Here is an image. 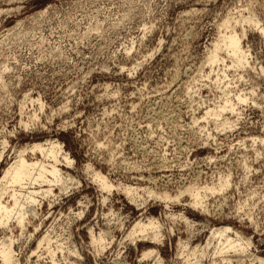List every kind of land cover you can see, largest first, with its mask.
I'll list each match as a JSON object with an SVG mask.
<instances>
[{
    "label": "rangeland",
    "instance_id": "1",
    "mask_svg": "<svg viewBox=\"0 0 264 264\" xmlns=\"http://www.w3.org/2000/svg\"><path fill=\"white\" fill-rule=\"evenodd\" d=\"M247 9L264 27V0H0V150L7 141L0 174L15 150L48 138L74 159V168H62L81 182L66 194L55 190L58 198L40 199L35 237L47 228L60 242L69 237L80 254L71 259L80 264H155L141 259L147 247L159 250L162 264H179V240L203 242L207 234L196 236L200 227L165 217L182 212L197 222L233 226L251 238L249 252L264 258V141L252 140L264 139V77L249 68L227 70L232 94L255 92L237 113L224 114L234 121L231 128L209 124L216 137L210 145L201 143L204 131L192 120L219 99L221 85L212 73L186 91L216 23ZM247 33L252 60L264 65L263 37L251 27ZM209 155L218 159L202 162ZM88 162L114 183L171 193L220 172L229 174L230 186L209 198V213L186 206L188 195L167 207L149 198L138 206L101 191L83 173ZM78 201L88 202L81 219L73 214ZM150 215L162 223V244L123 237L134 220ZM88 224L107 229L113 240L100 254L89 245ZM27 235L19 240L22 264H50L42 250L31 255L35 238ZM231 259L259 264L244 255Z\"/></svg>",
    "mask_w": 264,
    "mask_h": 264
},
{
    "label": "bare ground",
    "instance_id": "2",
    "mask_svg": "<svg viewBox=\"0 0 264 264\" xmlns=\"http://www.w3.org/2000/svg\"><path fill=\"white\" fill-rule=\"evenodd\" d=\"M195 11L196 9L193 8L189 12ZM248 27L256 29L264 39V27L260 25L259 19L252 10L239 11L235 15H224L216 23V36L211 40L210 46L206 47L202 59L195 68V75L187 84L186 91H189L193 88L192 85L197 82L198 77L212 79L211 74L214 73L213 82L221 85V96L205 107L201 119L195 116L193 119L192 117V124L199 131H204L201 142L203 144L210 145L216 141L215 135L209 130V124L212 123V126L217 130H224L226 127L231 128L234 121H230L224 114L226 112H236L238 104L246 103L251 97L249 95L255 92L252 88L249 95L245 92L235 94L233 92L232 94L233 90L230 87L231 82L228 80L227 70L230 67L236 69L249 68L258 70L264 77V65L260 63L257 65L252 60L250 47L244 44ZM205 67L209 68L208 72L205 71ZM36 101L39 102V99H36ZM41 102L39 104L42 108ZM34 117L35 114H33ZM23 124L25 127L28 126L27 123L23 122ZM252 140L253 144L257 140L264 141L263 138H253ZM6 143L7 141L2 143L3 150ZM3 150H0V162L4 160ZM28 152L31 153V157H27ZM217 159V156L209 155L203 157L202 162L211 163ZM73 164L74 159L63 149L61 142L57 139L46 138L43 141H33L14 151V155L6 163L0 174V264H22L18 248L21 246L19 240L23 234H28L27 238L29 239L35 238V249L31 250V255L38 254L42 250L43 253L47 254L50 264H61L58 254H61V258L64 259L66 264H80L71 259V255L79 256L80 254L75 247L67 244L69 237H64L65 241L60 242L57 238L53 239L48 228L35 237L41 225V223L36 224L34 222V219L38 216V207L41 206V200L45 198L49 200L50 197L55 199V197L60 196L55 193V190H59L60 194H66L69 188L81 184L71 172L62 168V166H65L66 169L74 168ZM83 173L101 191L109 195L116 191L138 206L146 204L145 202L149 198L164 202L167 207L169 202H180L183 195H188L189 200L185 203L186 206L203 213H209V198L215 194H223L230 186L229 174L223 172L217 174L209 182L188 181L187 184L180 186L174 193L166 189L156 190L150 186L139 184L132 185L119 181L114 183L105 173L89 162L83 166ZM106 200L107 196H103L102 202ZM87 206L88 202L78 201V209L75 212L73 211L74 216L81 219ZM108 213L114 214L111 208ZM165 217L170 220L178 218L189 227H200L201 229L197 228L196 236L204 230L207 232L203 242L194 243L189 239L187 241L179 240L176 253L181 259L179 264H206L205 260L207 258V264H232L231 257L236 255L239 258L242 255L249 256L251 260L264 264L263 257L249 252L252 246L251 238L231 225L214 226L209 224L207 220L197 222L188 218L182 212L178 214L168 213ZM122 224L121 222L119 225ZM29 227H32L33 232L29 231ZM85 227L89 235V245L98 254L113 243L110 237L111 240H108L107 229L101 227L96 229L95 225L90 224ZM162 229L160 219L150 215L134 220L126 228L123 237L132 241L139 237V241H145L151 245L162 244L164 240ZM15 231H20L19 237L14 234ZM193 237L195 238V236ZM121 239L118 242L120 245L122 243ZM149 257L154 258L155 264H162L163 259L156 247H147L142 252L141 259Z\"/></svg>",
    "mask_w": 264,
    "mask_h": 264
}]
</instances>
